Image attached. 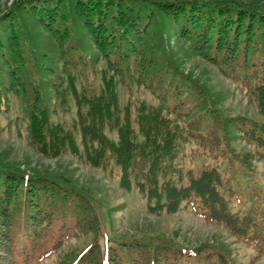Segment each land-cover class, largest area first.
<instances>
[{
    "label": "rangeland",
    "instance_id": "1",
    "mask_svg": "<svg viewBox=\"0 0 264 264\" xmlns=\"http://www.w3.org/2000/svg\"><path fill=\"white\" fill-rule=\"evenodd\" d=\"M23 1L0 0V17L14 11L15 24L24 28V43L30 48L22 60L24 67L7 65L0 54V168L32 177L49 176L84 195L63 207L57 199H46L52 202L56 213H62L57 214V223L49 235H43L42 245L46 251L50 249L53 234L65 241L43 264H73L92 245H97L102 254L110 239L118 244L139 243L140 255H144L142 264L153 259L159 264H170L172 249L198 251L204 264H221L219 257L227 264H264V255L231 236L222 226L206 220L194 205L184 206L174 214L149 212L147 199L135 188L122 187L120 170L115 165L94 168L88 163L79 126L76 96L101 93L105 78L113 79L121 107L130 105L133 112L141 103L162 106L170 112L184 101L187 105L177 114L184 120V115L194 109L192 117L198 123L190 129L192 137H187L182 145L185 173L197 174L208 166L217 167L229 188L239 196L234 205L240 209L243 205L239 202L248 199L253 186L264 191V160L241 134L245 123L262 125L264 119L249 90L226 75L240 71L224 72L197 54L192 43L181 35V19L172 15L155 11L149 20L141 11L139 30L133 37L134 50L118 39L106 57L75 13L72 1L68 0L62 9L64 19L71 25L70 38L64 42L58 38L64 31L61 26L49 29L23 8H16ZM199 1L241 2L264 9V0ZM6 27L0 29V34L14 52L9 47L11 39L6 38L11 36ZM126 53L129 55L122 59ZM36 88L51 121L74 134L78 154L65 152L50 157L32 143L30 107ZM176 88L184 95L182 101L173 96ZM209 108L215 110L214 115ZM188 185L185 176L182 186ZM29 197L22 185L17 200L12 202L16 226L13 234L17 237L21 234L18 227L33 207H27ZM51 218L55 220L54 216ZM91 219L96 221L95 230L86 225ZM63 226L64 234L60 233Z\"/></svg>",
    "mask_w": 264,
    "mask_h": 264
},
{
    "label": "trees",
    "instance_id": "2",
    "mask_svg": "<svg viewBox=\"0 0 264 264\" xmlns=\"http://www.w3.org/2000/svg\"><path fill=\"white\" fill-rule=\"evenodd\" d=\"M67 1L24 0L22 6L19 3L16 8H23L43 21L49 29L61 26L64 31L58 38L64 42L70 35L68 28L71 26L62 13ZM70 1L83 26L106 57L116 47L118 39L134 50L133 37L138 33L137 23L143 12L149 20L155 11L180 18L181 35L192 43L197 54L224 72L228 69L240 71L237 74L226 72V75L241 88L249 90L258 102L259 112L264 119L263 8L241 2L199 0ZM13 12L0 17V29L7 26L11 32V36L6 38L11 39L12 46L9 47L14 52L8 49L4 43L5 37L0 34V54L7 65L24 67L22 60L30 48L24 43V38H27L24 28L15 24L17 19ZM125 45L120 48L124 50ZM127 55L129 53L123 55L122 59ZM173 96L181 101L184 98L177 88ZM76 99L82 143L90 165L94 168L115 165L120 170L122 187L127 190L135 188L147 199L149 212L174 214L184 206L194 205L206 220L222 226L231 236L264 255V191L253 186L248 199L244 203L239 202L243 206L236 209L234 200H238L239 196L229 188L228 181L217 167L208 166L197 174L184 171L182 145L187 137H192L190 129L193 130L198 124L194 123L196 117H192L196 113L194 109L184 115V120L177 114L187 105L184 101L177 104L178 108L173 106L170 112L168 108L144 103L133 112L130 105L121 107L113 79L106 78L101 93L90 97L76 96ZM208 110L210 114H215L214 109ZM112 133L116 136L112 137ZM241 134L246 143L256 147L258 156L264 160V122L262 125L245 123ZM30 138L46 156L58 157L65 152L78 154L74 134L51 121L37 88L30 107ZM185 176L189 179L188 186H182ZM22 185L30 196L27 207H33L24 224L18 227L22 235L17 237L13 234L16 226L13 223L12 211L15 206L12 202L17 200ZM82 196L69 184L55 181L49 176L32 177L0 168V264H43L49 254L57 253L65 241L63 237L51 235L52 245L47 251L42 245L43 235H49L57 223V214L62 213H56L52 202L46 199H57L63 207ZM43 197H46L44 201L41 199ZM86 225L90 226V230L96 229L94 219ZM65 230L63 226L60 233L64 234ZM117 242L110 239L108 248L102 254L97 245H92L73 264H142L144 255H140L139 243ZM172 250L173 253L169 254L170 264H204L198 251ZM222 258L219 257L221 264H225ZM148 263L159 264L154 259Z\"/></svg>",
    "mask_w": 264,
    "mask_h": 264
}]
</instances>
